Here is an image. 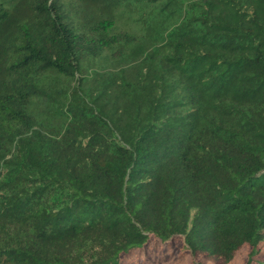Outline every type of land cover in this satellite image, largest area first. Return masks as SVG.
I'll use <instances>...</instances> for the list:
<instances>
[{"label":"trees","instance_id":"trees-1","mask_svg":"<svg viewBox=\"0 0 264 264\" xmlns=\"http://www.w3.org/2000/svg\"><path fill=\"white\" fill-rule=\"evenodd\" d=\"M175 241L264 261V0H0V264Z\"/></svg>","mask_w":264,"mask_h":264},{"label":"rangeland","instance_id":"rangeland-1","mask_svg":"<svg viewBox=\"0 0 264 264\" xmlns=\"http://www.w3.org/2000/svg\"><path fill=\"white\" fill-rule=\"evenodd\" d=\"M139 17L135 15L127 14L124 18L120 20L118 26L123 31H128L130 33H139L140 34V25L141 22L138 20ZM108 57L104 58H87L81 62V75H78L76 79L85 78L89 83L93 82L95 84V75L99 72H102L103 69L114 70V67L117 64H112L113 62ZM121 65V64H118ZM73 85L75 82L72 83ZM76 86V85H75ZM169 249L161 248L159 244L149 245L142 254L147 255L145 261L136 260V258L129 257L126 264H199L200 260L189 258V255H186L184 252H179L176 250L178 247V242H173L170 245ZM264 254V251L263 253ZM246 256L245 251L241 253L239 258ZM237 258L232 264H242ZM260 259H264V255H260ZM201 264H211L209 262H201ZM260 264H264V261Z\"/></svg>","mask_w":264,"mask_h":264}]
</instances>
